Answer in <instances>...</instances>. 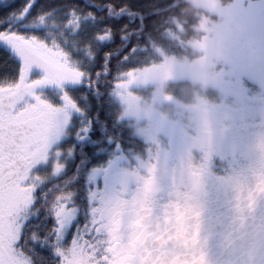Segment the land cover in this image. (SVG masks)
Returning a JSON list of instances; mask_svg holds the SVG:
<instances>
[{"label":"snow or ice","instance_id":"snow-or-ice-1","mask_svg":"<svg viewBox=\"0 0 264 264\" xmlns=\"http://www.w3.org/2000/svg\"><path fill=\"white\" fill-rule=\"evenodd\" d=\"M156 7L0 0V264H107L104 201L122 146L108 101Z\"/></svg>","mask_w":264,"mask_h":264},{"label":"rangeland","instance_id":"rangeland-1","mask_svg":"<svg viewBox=\"0 0 264 264\" xmlns=\"http://www.w3.org/2000/svg\"><path fill=\"white\" fill-rule=\"evenodd\" d=\"M186 1L200 10L195 24L200 36L183 41L189 53L162 55L156 62L122 72L115 81L112 96L122 108L120 120L147 143V159L138 154L134 158L132 151L117 154L114 185L132 180L139 163L146 167L148 161L154 164L158 157L186 151L181 139L192 145L185 154L194 163L202 157H225L232 146L229 130L236 123L222 114V93L216 85L264 91V0ZM174 20L183 31L184 25ZM169 35L178 37L177 32ZM210 46L223 55H211Z\"/></svg>","mask_w":264,"mask_h":264},{"label":"flooded vegetation","instance_id":"flooded-vegetation-1","mask_svg":"<svg viewBox=\"0 0 264 264\" xmlns=\"http://www.w3.org/2000/svg\"><path fill=\"white\" fill-rule=\"evenodd\" d=\"M237 94L240 142L222 167L174 160L133 183L113 225L122 264H264V91Z\"/></svg>","mask_w":264,"mask_h":264},{"label":"trees","instance_id":"trees-1","mask_svg":"<svg viewBox=\"0 0 264 264\" xmlns=\"http://www.w3.org/2000/svg\"><path fill=\"white\" fill-rule=\"evenodd\" d=\"M151 2L154 5H159V7L154 8L156 15L145 22L146 26L140 23L135 25L131 33L134 43L129 45L126 53L122 54L121 66L119 71L115 73V81L122 72L134 70L158 61L161 59L162 54L181 56L184 53H189L190 49L185 47L183 41L199 37L201 34L195 28L200 10L190 2L185 0H151ZM174 17L184 25L183 31H178L179 26ZM169 32H177L178 37H171ZM115 43L119 44V35H117ZM112 90L108 103L112 117L122 132V146L118 145L120 148L119 152L131 148L137 152L146 153L147 144L134 136L131 128L120 120L121 107L113 98ZM95 139L93 137V141ZM104 159H107V157ZM76 160H80L79 155L76 156ZM81 163L84 162L81 161ZM95 163H99V160L94 161L93 165L89 166H94ZM110 196H112V201L116 200L114 201L115 204L119 202L112 194ZM104 215L105 218H109L107 212H104ZM113 264H122L121 258L115 262L113 261Z\"/></svg>","mask_w":264,"mask_h":264},{"label":"clouds","instance_id":"clouds-1","mask_svg":"<svg viewBox=\"0 0 264 264\" xmlns=\"http://www.w3.org/2000/svg\"><path fill=\"white\" fill-rule=\"evenodd\" d=\"M210 54L216 58H219L220 56L223 55V52L220 49L216 48L215 46H210ZM215 62H216V60L213 59L212 64L214 65Z\"/></svg>","mask_w":264,"mask_h":264}]
</instances>
